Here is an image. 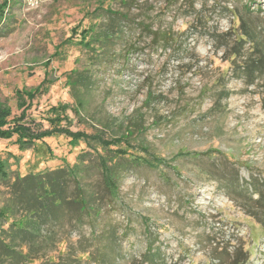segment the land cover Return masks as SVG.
<instances>
[{
  "label": "rangeland",
  "instance_id": "rangeland-1",
  "mask_svg": "<svg viewBox=\"0 0 264 264\" xmlns=\"http://www.w3.org/2000/svg\"><path fill=\"white\" fill-rule=\"evenodd\" d=\"M6 1L0 22V105L11 108L12 117L20 116L26 96L21 98L19 91H33L43 83L28 115L49 127V109L74 101L68 74L91 70L90 110L119 121L144 119L147 129L139 136L161 159L157 167L123 170L119 196L99 219L97 230L110 223L118 226L123 248L116 264L142 261L150 243L160 250L164 264H264V213L253 201L259 193L251 186L257 183L264 192V79L256 77L250 84L236 76L211 37L240 27V15L261 32L264 42V0H194L193 6L192 0H139L138 17L149 12L158 25L179 32L178 42L164 49L138 30L115 38L99 56L76 40L98 15L95 8H120L119 0ZM228 40L227 49H232L233 37ZM223 82L230 95L214 107L218 100L213 95ZM150 91L162 97H152L148 107ZM67 113L73 130L93 131L90 120H78L70 109ZM14 140L0 139V154L22 174L54 168L64 160L72 164L83 148L92 151L84 142L72 146L66 136L44 140L51 153L21 150ZM88 182L97 189L95 178ZM5 184L0 180V190H6ZM3 199L0 194V204ZM90 231L85 226L83 232ZM80 239L75 231L69 243L78 246ZM87 243L93 245V240ZM66 247L50 258L58 260ZM62 264L99 263L69 257Z\"/></svg>",
  "mask_w": 264,
  "mask_h": 264
},
{
  "label": "trees",
  "instance_id": "trees-1",
  "mask_svg": "<svg viewBox=\"0 0 264 264\" xmlns=\"http://www.w3.org/2000/svg\"><path fill=\"white\" fill-rule=\"evenodd\" d=\"M138 1L119 0L120 8H113L112 4L95 8L93 13L98 15L81 30L77 43L99 56L101 52L108 51L115 38L121 39L139 30L141 34L152 37L153 45L167 49L176 44L179 32L158 25L150 19L149 12H145V17H138L141 15L135 13L141 7ZM190 5H194V0ZM7 6L9 2L6 0L0 3V22ZM101 16L106 20L102 21ZM239 17L240 27L213 33L211 37L214 47L225 51V60L230 61L234 74L253 84L256 77L264 79V42L259 38L261 32ZM232 37L233 48L227 49L228 39ZM94 83L91 70H72L67 76V84L74 101L52 106L46 118L49 122L46 128L42 123L30 120L28 115L32 100L43 90V83L33 91H19L21 98L26 96L20 116L12 117L11 108L0 105V139L15 137L14 142L21 150L32 147L36 151L42 149V152L51 153L44 140L53 136H66L72 146L84 142L92 149L83 148L72 164L64 160V164L54 168H32L24 174L12 170L8 156L0 154V180L6 182V190H0V194H4L0 204V264H27L33 260L62 264L69 257L74 261L116 264L115 256L122 254L118 226L105 222L106 225L97 230L102 225L99 219L109 212L106 205L119 196L123 170L132 165L157 167L162 162L139 136L142 130L147 129L144 119L125 122L110 114L102 116L101 111L90 110ZM221 86L222 89L213 95L218 100L214 107L220 106L219 101L230 95L225 82ZM153 95L150 91L147 96L145 103L148 107L152 97H162L161 94ZM69 109L78 120H90L93 131L73 130L67 113ZM90 177L95 178L97 189L89 184ZM256 185L251 183L254 191L259 193L253 201L264 213V192L259 191ZM85 226L91 228L90 235L83 232ZM75 231L81 238L78 246L69 243ZM103 238L107 241L100 245ZM90 239L93 245L87 243ZM62 245H66V249L59 251L58 260L57 256L52 260L51 254ZM128 264H164V260L160 250L150 243L142 261L134 260Z\"/></svg>",
  "mask_w": 264,
  "mask_h": 264
}]
</instances>
